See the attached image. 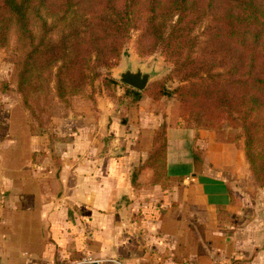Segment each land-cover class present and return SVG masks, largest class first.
I'll use <instances>...</instances> for the list:
<instances>
[{"label": "crops", "instance_id": "0c3cea01", "mask_svg": "<svg viewBox=\"0 0 264 264\" xmlns=\"http://www.w3.org/2000/svg\"><path fill=\"white\" fill-rule=\"evenodd\" d=\"M95 97L33 114L0 92V264H264V187L242 142L168 126V182L152 185L140 169L159 125Z\"/></svg>", "mask_w": 264, "mask_h": 264}, {"label": "trees", "instance_id": "16d2710c", "mask_svg": "<svg viewBox=\"0 0 264 264\" xmlns=\"http://www.w3.org/2000/svg\"><path fill=\"white\" fill-rule=\"evenodd\" d=\"M135 32L140 54L162 49L187 81L177 93L185 114L201 115L217 141L244 140L251 173L264 187V0H0V48L16 37L14 89L33 114L44 111L39 105L52 83L67 103L94 86ZM105 82L118 102L119 83ZM12 86L0 82V92ZM167 128L155 131L140 169L152 185L168 182Z\"/></svg>", "mask_w": 264, "mask_h": 264}, {"label": "rangeland", "instance_id": "374dc122", "mask_svg": "<svg viewBox=\"0 0 264 264\" xmlns=\"http://www.w3.org/2000/svg\"><path fill=\"white\" fill-rule=\"evenodd\" d=\"M136 35L137 34L135 32L132 35V38L125 45V53H121V56L117 60V63L109 69L100 68L102 75L95 81L94 86L87 87L84 93L79 94L78 96H84L94 105L96 103V93L99 91H105L106 93L107 90L103 87V85H105L106 83L105 79L111 76L119 83L116 87V91L117 95L120 97V100L115 104L120 111V114H116L120 122L122 121V119L126 120L125 124L128 123V120L134 123L137 121L139 122L138 118L140 115L128 114V116H126L127 114L124 112L126 111V109L134 112V110L138 108V111L139 109L144 111V113L148 117L147 122L151 125L158 124L160 127L164 124L168 126L190 124L196 129H205V124L204 122H202L201 115H197L195 113L190 114L189 112L185 114V104L180 101L177 93L179 88L182 85L186 84L187 81L181 80L175 74V63L167 59V57L163 54L162 49H157L154 52L146 55L140 54L137 50ZM15 43L16 37L13 35L10 46L7 48H0V82L8 81L11 85H13V90L8 92H16V90L14 89L16 84L15 61L17 56V52L15 51ZM128 66L133 68L139 66L143 70L152 74V78L147 88L144 91H140L142 93V97L138 101L134 99V96L132 94H128L125 96V91L127 90L126 86H129L120 82V80H117L112 76L113 68H115L114 72L117 73ZM54 85V83L51 84L46 98L43 100L42 104L39 105L40 107H45L44 111L48 106L57 109L60 103L67 107L71 106L73 98L76 97H71L69 99V103L60 100L56 94ZM161 88H165L169 93L165 95H159V93L162 91ZM209 131L213 132L216 135L217 130ZM241 142L245 152V143L243 139H240L233 143Z\"/></svg>", "mask_w": 264, "mask_h": 264}, {"label": "water", "instance_id": "95a60500", "mask_svg": "<svg viewBox=\"0 0 264 264\" xmlns=\"http://www.w3.org/2000/svg\"><path fill=\"white\" fill-rule=\"evenodd\" d=\"M125 50L126 49L124 48L123 53H125ZM112 70V76L114 78L138 91H144L152 78V74L150 72L143 70L139 66L136 68L128 66L117 73L114 72L115 68Z\"/></svg>", "mask_w": 264, "mask_h": 264}, {"label": "built area", "instance_id": "2783aa9c", "mask_svg": "<svg viewBox=\"0 0 264 264\" xmlns=\"http://www.w3.org/2000/svg\"><path fill=\"white\" fill-rule=\"evenodd\" d=\"M102 262L101 259L94 257L91 253H86L77 264H100Z\"/></svg>", "mask_w": 264, "mask_h": 264}]
</instances>
